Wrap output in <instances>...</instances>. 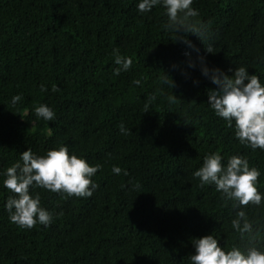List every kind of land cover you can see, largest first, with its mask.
I'll use <instances>...</instances> for the list:
<instances>
[{"label":"trees","instance_id":"16d2710c","mask_svg":"<svg viewBox=\"0 0 264 264\" xmlns=\"http://www.w3.org/2000/svg\"><path fill=\"white\" fill-rule=\"evenodd\" d=\"M138 2L0 0V264H192V241L203 235L225 251L251 246L231 224L241 210L264 251V199L226 202L193 175L208 154L224 164L240 155L259 170L264 197V149L242 144L209 104L219 90L214 69L231 76L243 66L264 85V0H193L194 19L208 29L203 41L164 28V7L141 13ZM113 49L132 58L119 75ZM40 104L52 121L36 115ZM61 144L101 165L92 177L99 187L79 198L33 185L53 221L21 228L5 208L15 197L6 169L28 149L44 155Z\"/></svg>","mask_w":264,"mask_h":264},{"label":"clouds","instance_id":"9594fccd","mask_svg":"<svg viewBox=\"0 0 264 264\" xmlns=\"http://www.w3.org/2000/svg\"><path fill=\"white\" fill-rule=\"evenodd\" d=\"M193 0H139L138 11L149 12L153 7L160 5L166 9L168 17L164 28L176 34L192 33L201 41L206 39L207 27L195 20L198 11L192 8ZM183 38V37H182ZM186 43L190 42L185 39ZM213 53L211 45L206 49ZM114 62L119 67L114 69V74L127 71L132 65V58L122 56L119 49H113ZM232 75H226L219 69L212 70L211 80L219 85V90L209 92V104L215 114L227 122L228 127H234L236 138L247 144L253 150L264 149V85L261 84L256 74H249L243 66L236 67ZM202 72L209 75V69L204 67ZM165 77H168L165 74ZM170 87L173 81L164 79ZM139 84L140 81H135ZM41 91H47L42 84ZM52 91L59 89L52 86ZM22 97L17 94L12 97L15 105ZM151 99H155L153 96ZM170 103L176 102V96H170ZM148 105H145L147 111ZM35 113L44 120L52 121L55 112L46 104L35 107ZM121 133L127 135L130 130L124 124L119 126ZM21 162H16L6 169L4 186L15 194L9 197L5 208L9 213L10 221L21 228L31 229L37 224L49 226L53 221L51 212L41 206L39 193L31 195L30 187L33 185L54 193H65L69 197L86 198L99 187L92 177L101 168V165H90L82 156L70 154L66 145H59L50 149L44 155H37L28 149L21 153ZM113 173L119 175L126 170L113 166ZM193 175L200 180V186L214 184L216 191L222 193V198L227 201L238 202L240 206L249 204L260 205L262 199L258 190L260 172L249 165L248 159L240 155L228 158L227 163H222V156L218 152L208 154L203 159L202 166ZM137 188L139 185H135ZM235 206V204H234ZM241 239L247 237L251 246L242 250L239 246H232L225 251L212 235H203L192 241L195 254L190 256L192 264H264V251L255 246L256 234L253 223L244 211H238L236 218L231 221Z\"/></svg>","mask_w":264,"mask_h":264}]
</instances>
